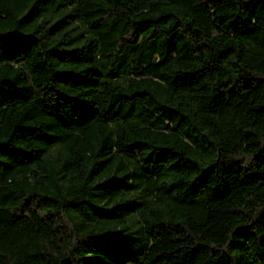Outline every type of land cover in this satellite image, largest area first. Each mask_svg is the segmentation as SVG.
<instances>
[{"label":"trees","instance_id":"obj_1","mask_svg":"<svg viewBox=\"0 0 264 264\" xmlns=\"http://www.w3.org/2000/svg\"><path fill=\"white\" fill-rule=\"evenodd\" d=\"M0 264H264V0H0Z\"/></svg>","mask_w":264,"mask_h":264}]
</instances>
